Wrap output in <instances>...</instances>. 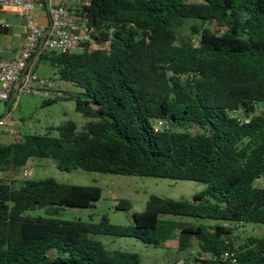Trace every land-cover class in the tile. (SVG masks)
Here are the masks:
<instances>
[{
    "label": "trees",
    "instance_id": "1",
    "mask_svg": "<svg viewBox=\"0 0 264 264\" xmlns=\"http://www.w3.org/2000/svg\"><path fill=\"white\" fill-rule=\"evenodd\" d=\"M71 5L91 38L79 49L39 56L61 79L81 87L75 109L90 118L80 128L71 119L51 125L57 135L0 141V264H151L134 252L107 249L93 236L98 233L154 246L174 239L189 251L180 264H264V235L235 232L245 222L264 223V0ZM5 24L0 21V34ZM33 157H50L67 171L81 167L206 185L190 199L150 194L127 224L105 215L99 221L65 219L56 214L65 206L93 205L101 186L10 176ZM117 207L131 203L120 197ZM41 208L44 214L35 213ZM193 239L196 249H190Z\"/></svg>",
    "mask_w": 264,
    "mask_h": 264
},
{
    "label": "rangeland",
    "instance_id": "2",
    "mask_svg": "<svg viewBox=\"0 0 264 264\" xmlns=\"http://www.w3.org/2000/svg\"><path fill=\"white\" fill-rule=\"evenodd\" d=\"M77 1L50 0L52 3H62L68 7H72L71 4ZM37 10H34L36 20L39 16ZM0 21H6L7 24L12 26L14 40L25 31L24 20L19 13L0 8ZM209 24L216 26L212 22ZM0 41H2L1 34ZM91 46H95V44L92 43ZM33 65L37 74L50 78L52 88L39 93L17 92L14 94L9 103V112L0 115V141L2 142L8 143L28 133L57 135L55 128L50 129L51 125H57L66 119H71L80 128L90 118L75 109L74 97L81 90V87L71 81L61 79L56 72V68L46 58L39 56ZM48 98L55 99L47 102L46 99ZM24 168L28 169L27 174L23 172ZM10 176L16 179L53 176L60 181L70 183L98 184L102 188L101 196L94 201L93 205L87 207L65 206L56 216L65 219L79 218L99 221L105 215L110 222L119 224L133 222L132 212L141 210L150 194L169 196L176 199H190L195 192H199L206 185L204 182L194 179L105 173L86 170L81 167H75L67 171L59 169L55 165V160L50 157H34V160L27 161L15 172H12ZM120 197L130 201L131 207L129 209L117 207ZM35 213L44 214V210L41 208L36 210ZM174 217L181 221L227 223L220 219L197 218L190 215H175ZM235 232L241 237L248 235L263 236L264 223L245 222ZM93 236L99 239L107 249H124L136 253L140 261L144 263L172 264L181 258L184 259L189 252L188 250L178 249L174 239L164 246H154L133 236L102 233ZM196 248L197 241L193 239V245L190 249Z\"/></svg>",
    "mask_w": 264,
    "mask_h": 264
},
{
    "label": "built area",
    "instance_id": "3",
    "mask_svg": "<svg viewBox=\"0 0 264 264\" xmlns=\"http://www.w3.org/2000/svg\"><path fill=\"white\" fill-rule=\"evenodd\" d=\"M0 8L19 13L25 31L14 57L0 56V102L12 91L39 93L52 88L49 77L39 75L31 63L32 56L47 50H75L90 39V29L74 9L49 0H0ZM35 9L44 10L47 21L36 20ZM155 128H158L154 124ZM25 174L28 169H23Z\"/></svg>",
    "mask_w": 264,
    "mask_h": 264
},
{
    "label": "crops",
    "instance_id": "4",
    "mask_svg": "<svg viewBox=\"0 0 264 264\" xmlns=\"http://www.w3.org/2000/svg\"><path fill=\"white\" fill-rule=\"evenodd\" d=\"M37 11H39V16L37 18L38 21H40L42 23H46L47 16H46L44 10H37ZM5 38H6L5 35L1 34L2 41H0V56H3V57H14L17 54L19 46H20V44L22 42L23 34L20 37L15 38V40H14L13 36H12V32H11L10 42H9L8 46L6 45ZM38 57H39V55H35L34 54L32 56V58H31V63L34 64V61ZM8 112H9V106L6 105V101L0 102V115L7 114ZM29 160L30 161L34 160V157L33 158H29L27 161H29Z\"/></svg>",
    "mask_w": 264,
    "mask_h": 264
},
{
    "label": "water",
    "instance_id": "5",
    "mask_svg": "<svg viewBox=\"0 0 264 264\" xmlns=\"http://www.w3.org/2000/svg\"><path fill=\"white\" fill-rule=\"evenodd\" d=\"M2 34L5 35V42H6V45L8 46L9 45V42H10V35H11V32H12V26L10 24H5L1 30ZM183 258H181L180 260H178L176 262V264H180L181 262H183Z\"/></svg>",
    "mask_w": 264,
    "mask_h": 264
}]
</instances>
